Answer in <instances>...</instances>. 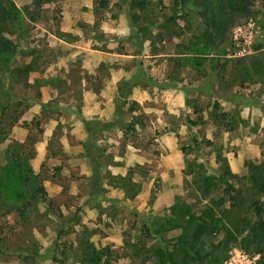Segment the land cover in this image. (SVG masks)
Returning <instances> with one entry per match:
<instances>
[{
	"label": "rangeland",
	"instance_id": "374dc122",
	"mask_svg": "<svg viewBox=\"0 0 264 264\" xmlns=\"http://www.w3.org/2000/svg\"><path fill=\"white\" fill-rule=\"evenodd\" d=\"M12 1L27 24L22 44L32 51L36 63L28 82L38 81L40 98L18 117L0 143V164L12 146L22 144L26 152L33 150L30 165L42 180L48 200L39 203L28 226L16 214L0 211V264H77L67 248L79 247L84 232L90 233L95 246L109 247L110 264H143L135 259L129 262L125 254L132 248L124 245L123 238L129 241L138 232L144 215L157 219L169 213L175 200H186L198 209L203 203L193 180L202 173L214 175L216 152L240 176L247 173L246 163L264 160V81L221 92L215 74L206 77L184 66L186 54L175 46L180 38L162 39L156 29L152 30L154 50L149 51L148 42L139 48L123 10L127 0ZM171 1L150 0V8L154 14H169ZM249 11L235 16L227 29L228 41L217 50H207L208 56L222 53L244 60L246 55L233 56L237 49L232 37L235 28L249 29V25L252 35L246 48L250 53L255 45L264 49V1L254 0ZM178 23L185 27L182 20ZM24 61L18 57L15 63ZM139 72L142 85L139 81L140 86L132 88L117 118V84L139 77ZM33 93L27 90L26 96ZM212 111L227 114L221 125L212 122ZM131 115L141 117V124L136 123L135 131H124ZM186 117L194 124L187 123ZM84 120L113 122L95 134L103 148L100 165L108 169L104 173H131L141 187L133 199L108 186L105 177L106 192L91 196ZM192 137L197 145L191 144ZM182 147L191 148L182 152ZM60 227L64 234L56 238ZM177 233L173 230L165 236ZM236 235L221 264H255L260 257L252 243L255 235L248 225ZM218 238L214 232L209 242Z\"/></svg>",
	"mask_w": 264,
	"mask_h": 264
},
{
	"label": "trees",
	"instance_id": "16d2710c",
	"mask_svg": "<svg viewBox=\"0 0 264 264\" xmlns=\"http://www.w3.org/2000/svg\"><path fill=\"white\" fill-rule=\"evenodd\" d=\"M253 1L172 0L171 13L154 14L153 8H150V0H127L123 10L139 48L143 42H148L149 51L154 50L153 29L159 30L162 39L165 36L180 38L181 41L175 46H180L182 53L186 54L184 66L188 69L194 67L206 77L215 74V86L219 91L225 92L243 88L245 82L256 84L264 81V49L260 45H255L253 52L246 55L244 60L229 58L222 53H217L215 57L206 53L207 50L219 49L228 41L227 29L230 22L237 15H248ZM148 20L149 26L146 24ZM178 20H182L185 27H180ZM27 30L22 12L14 2L0 0V143L5 141L18 117L40 98L38 81L28 82L36 63L32 51L22 44ZM184 33H187V37ZM18 57L25 61L16 65ZM179 64L175 62L176 66ZM140 76L139 72V77L137 75L118 82L115 104L119 100L120 102L115 111L117 118L123 114L121 105L132 88L142 85ZM27 90L35 93L28 97ZM131 104L135 105V102ZM133 111L131 108V112ZM197 112H201L200 109ZM209 117L218 126L227 114L212 111ZM140 118L131 115L130 121L124 125V131H135L136 123L141 124ZM111 122L83 121L87 132L83 147L84 156L90 164L88 180L91 196L94 199L106 192L103 182L105 177L108 178V186L123 191L125 198L133 199L141 187L133 180L131 173H104L108 169L100 165L99 154L103 148L97 144L95 134L112 127ZM186 122L194 124L188 117ZM190 140L192 145L198 144L196 138L192 137ZM205 143L211 144L209 140H205ZM190 148L182 147L181 151L186 152ZM32 158L33 150L26 152L24 146L18 144L5 151L4 163L0 164V211H3L2 215L16 214L19 222L25 226L33 222L39 203L48 200L42 180L31 168ZM215 161L218 167L214 175L202 173L193 180L200 203H203L198 209L186 200H175L169 213L159 214L157 219L144 215L138 232L134 236L132 234L129 241L123 238L124 245L132 248L131 252L125 254L129 262L135 259L143 264H221L227 258V251L234 245L236 234L248 225L255 235L252 241L255 252L260 254L255 264H264V160L257 164L246 163L247 173L242 176L230 171L225 157L219 152H216ZM218 189L222 195L218 194ZM134 226L132 224L130 229ZM61 228L56 231V238L64 234ZM173 230L178 231L175 236H165ZM131 231L136 232L134 229ZM214 232L219 234V238L212 243L209 239L211 240ZM126 235L128 237L129 233H125ZM89 236V232H84L77 241L79 247L74 251L71 247L67 248L73 261L77 264H110L112 251L108 246H95ZM135 236L138 237L135 239ZM62 256H65L63 252ZM52 258L56 260V255Z\"/></svg>",
	"mask_w": 264,
	"mask_h": 264
},
{
	"label": "built area",
	"instance_id": "2783aa9c",
	"mask_svg": "<svg viewBox=\"0 0 264 264\" xmlns=\"http://www.w3.org/2000/svg\"><path fill=\"white\" fill-rule=\"evenodd\" d=\"M250 27L249 25V29H243L242 27L234 29L232 42L237 50L233 56L242 57L250 53V50L246 48V44L250 41L252 35Z\"/></svg>",
	"mask_w": 264,
	"mask_h": 264
}]
</instances>
